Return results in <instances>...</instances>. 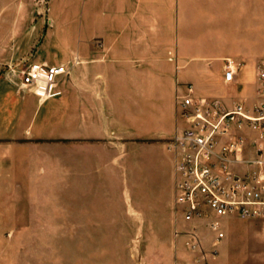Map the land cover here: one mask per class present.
Segmentation results:
<instances>
[{
	"label": "crops",
	"instance_id": "obj_1",
	"mask_svg": "<svg viewBox=\"0 0 264 264\" xmlns=\"http://www.w3.org/2000/svg\"><path fill=\"white\" fill-rule=\"evenodd\" d=\"M1 2L6 5L0 9L6 10H24L29 4V0ZM31 4L41 11V0H32ZM46 5L49 27L45 38L62 17L69 28L79 20L81 34L75 38L69 32L67 53L60 63L53 64L70 69L60 79L61 96L41 101L31 92L0 86V174L13 173L16 186L25 188L22 194L0 199L5 204L0 218L26 219L35 218L40 210L55 212V199L36 196L34 188L41 185L35 184L38 175L53 177L41 174L56 171L60 141L86 140L85 145L94 149L93 164L104 171L107 154L101 140L115 138L109 165L118 172L120 138L146 139L145 150L158 145L167 151L163 143L183 126L176 95L187 85H193L194 96L200 97L201 90L211 93L207 83L213 78L230 85L236 93L235 100L228 101L215 94L206 95L226 107L233 108L250 98L253 103L249 106L257 102V85L250 97H241V72L252 64L256 76L257 66L264 60V0H47ZM76 57L78 65H74ZM227 60L238 66L232 83L224 78ZM216 63L221 67L218 70ZM113 118L137 125L133 131L131 126L123 130V137L90 125ZM148 118L154 126L147 125ZM157 118H172L173 126L169 121L161 124ZM73 122L80 124L79 131H71ZM147 126H151L150 131ZM131 142L125 143V153L135 147ZM83 153L87 156V149ZM128 170L130 180V166ZM174 217L177 249L182 251L185 244L193 242L187 232L198 228L199 222L189 224L176 215L175 209ZM235 220H225L226 233L228 224ZM198 234L207 238V244L210 240L212 250L220 249L215 245V234L208 230ZM199 258L196 255L190 264H209ZM175 264L185 263L178 258Z\"/></svg>",
	"mask_w": 264,
	"mask_h": 264
},
{
	"label": "rangeland",
	"instance_id": "obj_2",
	"mask_svg": "<svg viewBox=\"0 0 264 264\" xmlns=\"http://www.w3.org/2000/svg\"><path fill=\"white\" fill-rule=\"evenodd\" d=\"M31 2L24 10L0 9V86L27 91L22 85V74L29 62L41 59L52 65L60 63L69 47V32L75 38L81 34L79 20L69 28L62 17L45 38L49 27L47 0H41V11L34 10ZM5 5L0 0V7ZM262 46L264 53V37ZM78 64L76 57L74 65ZM216 65V70L221 68ZM207 84L211 93L201 90L200 98L217 100L206 96L215 94L217 98L235 100L236 93L230 85L215 82L213 78ZM241 84V97H250L257 85L252 64L243 68ZM169 99L172 102V95ZM250 99L246 100L247 105L253 103ZM157 119L161 124L169 121V126H173L172 118ZM150 124L154 126L148 118L147 125ZM90 125L122 136L123 130L131 126L133 131L137 124L133 126L122 118H113L97 126ZM79 126L73 122L70 129L79 131ZM113 140L117 141L101 140L107 154L104 171L93 164L94 149L85 145L86 140L60 141L63 143L56 150L59 163L56 171L41 174L53 177L45 179L38 175L35 184L41 185L34 188L36 196L55 199V212L40 210L35 218L26 219L0 218V264H175L178 258L190 264L196 255L209 264H264V220L238 219L229 223L223 243L216 245L220 249L212 250L205 236L202 251L192 250L189 243L182 251L177 249L173 156L158 145L145 150L146 139L120 138L119 171H112L109 164L115 146ZM127 142L135 147L125 153ZM85 149L88 160L83 153ZM23 190L22 186H16L13 173L0 174L1 200L5 195L22 194ZM3 205L0 202V209ZM197 225L201 233L208 230L202 222Z\"/></svg>",
	"mask_w": 264,
	"mask_h": 264
},
{
	"label": "built area",
	"instance_id": "obj_3",
	"mask_svg": "<svg viewBox=\"0 0 264 264\" xmlns=\"http://www.w3.org/2000/svg\"><path fill=\"white\" fill-rule=\"evenodd\" d=\"M63 65L29 62L22 85L41 101L61 96ZM238 66L227 60L225 81L236 80ZM257 102L226 107L220 100L195 97L193 85L177 92L183 126L165 141L174 162V209L186 222H202L225 238V220H264V60L257 66ZM198 228L190 232L192 250H203ZM206 238V237H205Z\"/></svg>",
	"mask_w": 264,
	"mask_h": 264
}]
</instances>
